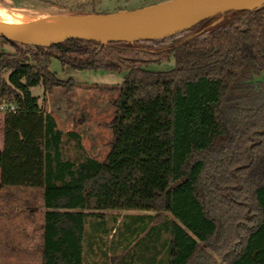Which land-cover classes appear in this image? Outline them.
Masks as SVG:
<instances>
[{
    "label": "trees",
    "instance_id": "trees-1",
    "mask_svg": "<svg viewBox=\"0 0 264 264\" xmlns=\"http://www.w3.org/2000/svg\"><path fill=\"white\" fill-rule=\"evenodd\" d=\"M171 57L169 70L148 68ZM51 58L126 72L111 87L112 137L102 161L30 91L41 85L45 100L56 88L67 95L80 86L57 77ZM3 103L15 111L3 112L0 188L41 191V264H90L93 245L102 250L99 233L108 232L105 211L132 209L151 212L133 216L112 251L127 233L135 241L137 222L164 220L135 243L140 250L125 249L122 261L113 251L104 264H264V5L161 39L48 47L0 39Z\"/></svg>",
    "mask_w": 264,
    "mask_h": 264
},
{
    "label": "rangeland",
    "instance_id": "rangeland-1",
    "mask_svg": "<svg viewBox=\"0 0 264 264\" xmlns=\"http://www.w3.org/2000/svg\"><path fill=\"white\" fill-rule=\"evenodd\" d=\"M166 0H0V8L16 19L26 22L37 18H69L85 17L88 14L112 13L120 9L130 10ZM106 42V41H105ZM3 50L12 52L8 44H2ZM174 66V59L161 62H151V70H169ZM49 68L61 79L72 78L80 84L74 91L65 95L60 88L54 89L43 99V88L36 85L30 88L33 95L39 97V103L55 118L57 126L63 130H73L80 134L84 152L97 160L102 161L109 150L111 130L105 126L113 116V108L109 98L116 94L111 87L122 82L125 71L112 72L104 70H80L70 66H63L57 58H51ZM4 113L0 112V147L2 146V128ZM70 145H74L71 141ZM74 150H71L73 152ZM43 201L41 191L36 188L6 187L0 188V264H41L40 246L43 223ZM146 210H106V224L108 232L99 233V246L106 251L107 256L93 245L95 255L92 257L97 264H104V260L111 256L113 251L120 261L123 255L140 250L135 246L139 239L147 237L153 225H159L164 219L137 222V235L132 243L131 235L121 247H115L118 238L131 224L133 216L149 214ZM88 229L93 233V227ZM135 232V233H136ZM164 234V231H161ZM136 245H139L136 243ZM139 248V249H138ZM125 249L129 252L125 253ZM142 252V251H141ZM126 256V258H127ZM113 264L112 261L108 263ZM135 263V261L133 262ZM139 264H143L140 263Z\"/></svg>",
    "mask_w": 264,
    "mask_h": 264
},
{
    "label": "water",
    "instance_id": "water-1",
    "mask_svg": "<svg viewBox=\"0 0 264 264\" xmlns=\"http://www.w3.org/2000/svg\"><path fill=\"white\" fill-rule=\"evenodd\" d=\"M264 0H166L136 8L120 9L112 13L88 14L82 23L69 24L46 30L17 31L0 26V39L27 45L48 47L84 38L102 42L108 40L161 39L185 31L203 19L234 9H255ZM192 13L182 24L166 31L134 32L142 23L159 17Z\"/></svg>",
    "mask_w": 264,
    "mask_h": 264
},
{
    "label": "bare ground",
    "instance_id": "bare-ground-1",
    "mask_svg": "<svg viewBox=\"0 0 264 264\" xmlns=\"http://www.w3.org/2000/svg\"><path fill=\"white\" fill-rule=\"evenodd\" d=\"M9 11L0 8V26L5 28L14 29L21 32H26L30 30H46L50 28H55L59 26L78 24L82 23L84 20L81 17H69V18H37L33 21L26 22L21 19L14 18ZM192 13L180 14L172 17H159L154 20L147 21L140 24L133 29L134 32H148V31H166L177 27L186 21Z\"/></svg>",
    "mask_w": 264,
    "mask_h": 264
},
{
    "label": "built area",
    "instance_id": "built-area-1",
    "mask_svg": "<svg viewBox=\"0 0 264 264\" xmlns=\"http://www.w3.org/2000/svg\"><path fill=\"white\" fill-rule=\"evenodd\" d=\"M15 111V106L12 103H3L0 105V112H13Z\"/></svg>",
    "mask_w": 264,
    "mask_h": 264
}]
</instances>
